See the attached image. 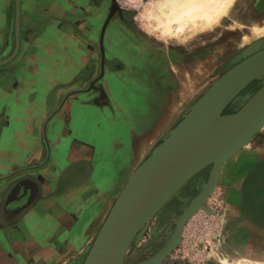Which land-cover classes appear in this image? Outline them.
I'll list each match as a JSON object with an SVG mask.
<instances>
[{
  "label": "crops",
  "instance_id": "crops-1",
  "mask_svg": "<svg viewBox=\"0 0 264 264\" xmlns=\"http://www.w3.org/2000/svg\"><path fill=\"white\" fill-rule=\"evenodd\" d=\"M96 1H70L74 16L57 8L58 0L23 4L20 47L0 76V264L84 260L131 173L180 117L172 76L154 84L174 61H166L158 46L134 41L131 64L109 59L108 48L97 43L99 31L86 20L102 21ZM100 58L108 73L96 92ZM108 77L122 93L112 91ZM91 121L95 126L86 128ZM258 135L250 152L235 154L221 171L218 182L230 187L227 208L199 211L220 219L222 236L207 235L203 247L210 238L223 240L233 260L264 264V135ZM192 229L198 225L189 219L186 244ZM211 253L205 251L200 263L220 264Z\"/></svg>",
  "mask_w": 264,
  "mask_h": 264
},
{
  "label": "rangeland",
  "instance_id": "rangeland-1",
  "mask_svg": "<svg viewBox=\"0 0 264 264\" xmlns=\"http://www.w3.org/2000/svg\"><path fill=\"white\" fill-rule=\"evenodd\" d=\"M70 1L73 0H58L57 8H60L62 12H66L69 16H74L75 12L69 4ZM164 2L165 0H98L96 4L100 11L98 17L102 21L86 19L90 26L99 31L100 38L97 43L100 50H102L104 45L108 48L107 57L109 59L112 56L122 57L131 64L134 61V55L130 50V46H132L134 41L135 43L140 42V45L144 46V48L147 46H158L163 50L166 61H169V59L174 61L173 68L169 70L161 68L159 70V78L154 83L157 84L165 81V79L170 80L171 78L168 75L172 76L173 81L170 82V88L175 91L176 102L179 105L176 113H179L180 117L176 120V124L164 134L160 143L182 121L183 116L186 115L190 108L217 81L226 76L244 60L242 55L252 45H256L261 41L264 44V0H234V4L232 3L229 11L221 20L210 27L199 26L197 32L194 34L188 32L185 38L184 36L179 38L165 37L163 32L156 27L155 19L150 18V13L160 15L161 11L159 9L163 7ZM24 3L25 0H21L20 18L23 13L22 7ZM16 14V0H0V61H4L13 55L12 53V55H9L7 50L12 44L16 46ZM160 18H162V15H160ZM54 25L56 26L54 30H56L60 26V22H56ZM21 28L22 24L20 22V35ZM104 33H106L105 42L103 40ZM136 36L140 38L137 39ZM101 55L103 54L101 53ZM183 61L185 63H179ZM136 63L137 66H140L138 61ZM99 64L100 68L96 70V78L94 79L96 92H98L97 90H102V80L108 73L106 68H103L101 58ZM6 65L0 66V76H3V73L6 72L4 69ZM176 65H181L182 68H178ZM110 70L112 72L116 71L114 69ZM152 71L157 72V69ZM143 77H146V75H143ZM110 78L108 77V81L109 85L112 84V91L117 94L122 93L121 86L116 85V87H113V84H117L116 79ZM263 84L264 78L252 83L235 104L225 109L222 117L238 111L242 107L241 102L251 97ZM118 97L120 98V95ZM133 103L138 106L141 104L137 100H134ZM91 123L85 122L84 125L86 128H89V126L94 127L95 122L91 121ZM81 124L82 121H76V126ZM94 130H98V127H95ZM258 134L264 135V129L260 130L256 135ZM252 147L253 143L251 141L250 146L240 151L238 155L247 154L252 150ZM242 159L244 158L241 156L239 160L242 161ZM126 168H128V165L122 164V170L125 171ZM211 169L212 166H209L196 175L197 177L205 174L206 177L195 193L186 197V185L196 177L185 184L136 232L124 251L122 264H142L157 256L166 248L175 236L177 222L202 193V184L204 182L208 183ZM220 182V184L218 182L216 188L201 208H227L230 200V187L226 182L222 183V180ZM203 214L199 211L190 218L192 222H196L198 225V229H192L191 241L186 244L185 226L181 243L169 255L160 260L159 264H189L190 262L201 264L200 261L204 260L205 251H208V253L213 252L209 256L210 259L219 258V256L214 254V250L215 248L221 250L222 248H227V244H224L223 240L212 242L213 239L210 238L211 245L207 249L203 247L202 242L205 243L206 236L209 234L211 236L216 233V237L219 235L218 239L222 237L220 231L216 228L220 219H215L216 216L214 215L204 217ZM102 226L96 234L94 242ZM189 250L191 251L188 255ZM89 253L90 251L79 264H85ZM229 260L230 264H238L240 262L238 259L233 260V258H229ZM217 261V263L226 264L220 259Z\"/></svg>",
  "mask_w": 264,
  "mask_h": 264
},
{
  "label": "water",
  "instance_id": "water-1",
  "mask_svg": "<svg viewBox=\"0 0 264 264\" xmlns=\"http://www.w3.org/2000/svg\"><path fill=\"white\" fill-rule=\"evenodd\" d=\"M20 7L21 0H16L15 52L0 61V66L8 64L18 53ZM262 48V41L252 45L242 55L244 60L190 108L132 174L111 208L85 264H122L124 251L136 232L185 184L212 166L208 183L202 184V193L177 222L174 238L161 253L142 264H157L161 257L169 255L181 243L189 219L216 188L224 161L252 141L264 124V84L241 102L238 111L222 117L225 109L235 104L252 83L264 78ZM214 120L219 123L210 128ZM205 210L212 212L210 208Z\"/></svg>",
  "mask_w": 264,
  "mask_h": 264
},
{
  "label": "bare ground",
  "instance_id": "bare-ground-1",
  "mask_svg": "<svg viewBox=\"0 0 264 264\" xmlns=\"http://www.w3.org/2000/svg\"><path fill=\"white\" fill-rule=\"evenodd\" d=\"M233 2L234 0H165L163 7L159 6L161 7L159 10L161 11L160 15H162V18H160L159 14L155 15V13H150L149 16L150 18L155 19L156 27L163 32L165 37L179 38L184 36L185 38L188 32H191L192 34L197 32L199 26H203L204 28L210 27L214 23L221 20L223 16L227 14ZM218 123L219 122L214 120L210 128H214L218 125ZM262 129H264V124H262L259 128V130ZM250 143L251 140L239 148L234 155L244 149H247L250 146ZM227 161L228 158L224 161L220 169L219 176L224 167H226ZM135 171L131 173L129 178ZM214 254L219 256V259L226 264H230L229 258H233L228 255L223 248L222 250L215 248ZM164 257H161L158 261L162 260ZM238 261H240L238 264H260L258 261L256 262L245 257L238 259Z\"/></svg>",
  "mask_w": 264,
  "mask_h": 264
},
{
  "label": "flooded vegetation",
  "instance_id": "flooded-vegetation-1",
  "mask_svg": "<svg viewBox=\"0 0 264 264\" xmlns=\"http://www.w3.org/2000/svg\"><path fill=\"white\" fill-rule=\"evenodd\" d=\"M205 174H201L194 178L188 185H186V197L191 196L195 191L200 188L201 182L205 179Z\"/></svg>",
  "mask_w": 264,
  "mask_h": 264
}]
</instances>
